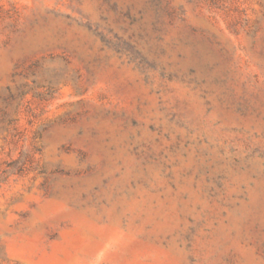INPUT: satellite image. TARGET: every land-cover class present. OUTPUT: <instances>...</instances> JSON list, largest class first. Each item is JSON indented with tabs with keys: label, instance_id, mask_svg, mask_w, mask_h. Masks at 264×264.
Returning <instances> with one entry per match:
<instances>
[{
	"label": "rangeland",
	"instance_id": "rangeland-1",
	"mask_svg": "<svg viewBox=\"0 0 264 264\" xmlns=\"http://www.w3.org/2000/svg\"><path fill=\"white\" fill-rule=\"evenodd\" d=\"M0 264H264V0H0Z\"/></svg>",
	"mask_w": 264,
	"mask_h": 264
}]
</instances>
